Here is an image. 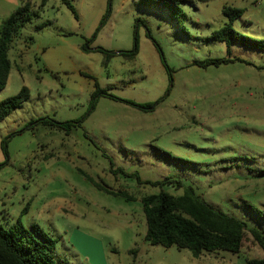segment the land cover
<instances>
[{
    "label": "rangeland",
    "instance_id": "obj_1",
    "mask_svg": "<svg viewBox=\"0 0 264 264\" xmlns=\"http://www.w3.org/2000/svg\"><path fill=\"white\" fill-rule=\"evenodd\" d=\"M26 1L35 14L14 37L0 90V100L29 92L0 121V224H38L68 264L262 257L249 241L198 257L151 244L140 198L182 194L151 184L175 179L264 234V50L210 38L229 5L244 8L233 29L264 40V0H187L184 17L145 0H69L77 17L63 0H0V24ZM136 40L133 58L116 53ZM97 48L114 54L105 63Z\"/></svg>",
    "mask_w": 264,
    "mask_h": 264
},
{
    "label": "trees",
    "instance_id": "obj_2",
    "mask_svg": "<svg viewBox=\"0 0 264 264\" xmlns=\"http://www.w3.org/2000/svg\"><path fill=\"white\" fill-rule=\"evenodd\" d=\"M45 1L41 0V4H44ZM186 1L145 0L149 5L168 9L173 7L183 17L185 14L180 4ZM63 2L77 17L69 0H63ZM222 12L227 17V21L219 29L212 32L211 39L224 41L227 44L235 41L245 47L264 50V40L245 36L232 27L233 21L244 13V8L224 5ZM34 14L30 3L26 1L17 6L0 24V90L5 87L9 76L11 60L8 51L14 37ZM43 24L41 23L36 27L40 28ZM97 50L105 55V63L114 54L102 48H97ZM137 52V40L131 50L119 51L126 58H133ZM215 62H219V60H215ZM163 63L166 66L165 62ZM28 97V88L23 85L16 94L0 100V121L14 109L20 107ZM93 99H91V109L94 108L96 102ZM151 108L152 106L148 107V109ZM43 122L46 123V121ZM54 123L58 126H70L68 122L55 121ZM1 166L2 164H0ZM86 177L92 180L89 176ZM135 178L140 182L138 176ZM173 183L177 188H182V194L174 195L160 189L157 193L144 195L140 198L145 216L146 232L144 239L146 241L166 247L176 245L178 248L188 249L194 257L200 256L203 252L217 250L238 253L248 241L259 245L264 251V234L260 228L249 226L244 220L214 207L197 194L191 185L183 186L180 181L168 177L161 181L151 182L160 188ZM94 184L110 194L133 199L131 195L123 191H112L98 183L94 182ZM27 209L28 204L23 207L22 213H26ZM56 242L54 237L36 223L31 224L28 228L19 219L8 227L0 224V264H68L57 257L55 253ZM135 251V249H130L132 253ZM245 264H264V255L260 258H248Z\"/></svg>",
    "mask_w": 264,
    "mask_h": 264
},
{
    "label": "water",
    "instance_id": "obj_3",
    "mask_svg": "<svg viewBox=\"0 0 264 264\" xmlns=\"http://www.w3.org/2000/svg\"><path fill=\"white\" fill-rule=\"evenodd\" d=\"M116 53H119V51H116Z\"/></svg>",
    "mask_w": 264,
    "mask_h": 264
}]
</instances>
